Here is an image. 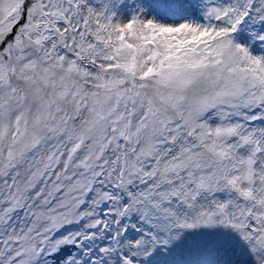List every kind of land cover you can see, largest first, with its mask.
<instances>
[{
  "label": "snow or ice",
  "instance_id": "1",
  "mask_svg": "<svg viewBox=\"0 0 264 264\" xmlns=\"http://www.w3.org/2000/svg\"><path fill=\"white\" fill-rule=\"evenodd\" d=\"M0 264H264V0H0Z\"/></svg>",
  "mask_w": 264,
  "mask_h": 264
}]
</instances>
